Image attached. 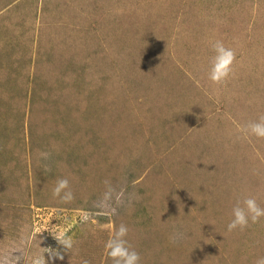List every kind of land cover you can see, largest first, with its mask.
I'll use <instances>...</instances> for the list:
<instances>
[{
  "label": "rangeland",
  "instance_id": "1",
  "mask_svg": "<svg viewBox=\"0 0 264 264\" xmlns=\"http://www.w3.org/2000/svg\"><path fill=\"white\" fill-rule=\"evenodd\" d=\"M216 40L237 54L224 85ZM262 116L264 0H0V257L112 264L124 223L140 264H255L264 217L227 225L237 201L264 207V138L243 130Z\"/></svg>",
  "mask_w": 264,
  "mask_h": 264
},
{
  "label": "clouds",
  "instance_id": "2",
  "mask_svg": "<svg viewBox=\"0 0 264 264\" xmlns=\"http://www.w3.org/2000/svg\"><path fill=\"white\" fill-rule=\"evenodd\" d=\"M212 49L214 56L210 61L208 79L215 85H224L233 73V65L236 62L237 54L235 49L227 47L222 40H216L212 44ZM243 130L258 138H264V116L255 122H249ZM42 155L47 157L48 153H42ZM105 183L108 187L98 206L111 209L115 213L116 208L112 206L113 202L117 206L122 205L124 203V192L123 190L117 191L109 181H105ZM53 196L59 197L64 202H70L73 199V193L67 178H60L56 181ZM261 217H264V207L258 204L255 197L248 196L242 202L237 201L233 206L232 219L227 225V230L229 232L237 229L243 231L250 223L259 222ZM128 232V226L121 223L118 227L114 226L111 237L106 241L107 256L111 258L112 264H140V254L126 239ZM52 235L58 245L63 246L64 252H69L73 248L74 241L72 237L65 233H52ZM181 238H183V234L176 233L170 239L176 242ZM45 253L48 254V261L45 259ZM53 258L62 260L63 254L56 249L42 248L41 252L32 259L31 264H48ZM19 261V256L16 257L15 262L7 255L0 257V264H18ZM82 264H89V261L84 260ZM255 264H264V257H258Z\"/></svg>",
  "mask_w": 264,
  "mask_h": 264
}]
</instances>
